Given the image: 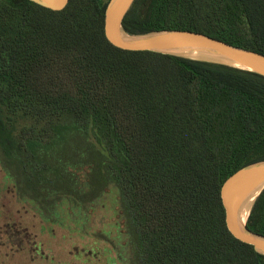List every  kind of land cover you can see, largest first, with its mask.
I'll use <instances>...</instances> for the list:
<instances>
[{
	"label": "trees",
	"instance_id": "trees-1",
	"mask_svg": "<svg viewBox=\"0 0 264 264\" xmlns=\"http://www.w3.org/2000/svg\"><path fill=\"white\" fill-rule=\"evenodd\" d=\"M109 1L0 0L2 190L80 227L115 191L121 264H264L229 231L221 197L230 175L264 160V75L118 47ZM123 27L264 54V0H135ZM247 226L264 235V189Z\"/></svg>",
	"mask_w": 264,
	"mask_h": 264
},
{
	"label": "rangeland",
	"instance_id": "rangeland-1",
	"mask_svg": "<svg viewBox=\"0 0 264 264\" xmlns=\"http://www.w3.org/2000/svg\"><path fill=\"white\" fill-rule=\"evenodd\" d=\"M2 177L0 171V264L122 263L120 246L113 242V224L119 217L115 191L107 189L106 195L91 205L83 227L73 220L52 224L14 191H3Z\"/></svg>",
	"mask_w": 264,
	"mask_h": 264
},
{
	"label": "water",
	"instance_id": "water-1",
	"mask_svg": "<svg viewBox=\"0 0 264 264\" xmlns=\"http://www.w3.org/2000/svg\"><path fill=\"white\" fill-rule=\"evenodd\" d=\"M33 1L52 9H62L69 0ZM134 1L110 0L107 4L105 10V34L109 41L116 46L129 50H151L218 62L264 75L263 53L235 46L203 33L181 29L151 31L142 34L128 33L123 27V20ZM193 51L199 54H211L228 58L235 61L237 65L185 54V52ZM258 189L259 195L264 189V160L243 166L230 175L221 187V197L229 231L236 238L251 244L256 251L264 254V235L253 232L247 226L250 213L245 223L240 219V212L247 199Z\"/></svg>",
	"mask_w": 264,
	"mask_h": 264
},
{
	"label": "bare ground",
	"instance_id": "bare-ground-1",
	"mask_svg": "<svg viewBox=\"0 0 264 264\" xmlns=\"http://www.w3.org/2000/svg\"><path fill=\"white\" fill-rule=\"evenodd\" d=\"M186 55H189V56H195V57H202V58H207V59H213V60H219V61H223V62H227V63H230V64H234V65H237V63L231 59H228V58H224V57H219L217 55H211V54H199L197 52H185ZM259 193V189L256 190L254 193H252V195L247 199L245 205L243 206L241 212H240V219L245 223L249 213H250V210L253 206V203H254V200L256 198V196L258 195Z\"/></svg>",
	"mask_w": 264,
	"mask_h": 264
}]
</instances>
